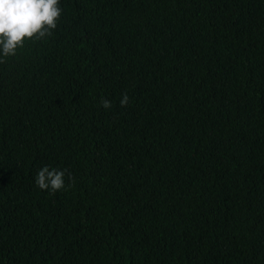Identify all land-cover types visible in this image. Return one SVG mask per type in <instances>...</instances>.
Instances as JSON below:
<instances>
[{"label":"trees","instance_id":"1","mask_svg":"<svg viewBox=\"0 0 264 264\" xmlns=\"http://www.w3.org/2000/svg\"><path fill=\"white\" fill-rule=\"evenodd\" d=\"M59 6L0 64V264H264V0Z\"/></svg>","mask_w":264,"mask_h":264},{"label":"clouds","instance_id":"2","mask_svg":"<svg viewBox=\"0 0 264 264\" xmlns=\"http://www.w3.org/2000/svg\"><path fill=\"white\" fill-rule=\"evenodd\" d=\"M61 15L59 0H0V64L16 55L26 40L39 41L52 35ZM128 95L122 94L120 105L126 107ZM105 109L111 108V102L100 101ZM66 170L44 166L38 170L35 184L41 190L52 193L66 190L64 177ZM69 174V180L72 181ZM69 183L68 188L72 187Z\"/></svg>","mask_w":264,"mask_h":264}]
</instances>
